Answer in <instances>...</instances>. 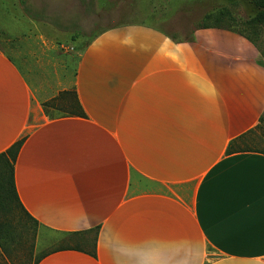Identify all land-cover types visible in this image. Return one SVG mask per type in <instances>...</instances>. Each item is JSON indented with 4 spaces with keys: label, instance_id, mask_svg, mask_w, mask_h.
<instances>
[{
    "label": "crops",
    "instance_id": "obj_1",
    "mask_svg": "<svg viewBox=\"0 0 264 264\" xmlns=\"http://www.w3.org/2000/svg\"><path fill=\"white\" fill-rule=\"evenodd\" d=\"M180 33L108 29L73 85L52 53L0 46V155L23 142L20 203L48 231L93 235L38 264H264V153L243 142L264 114L259 51L226 28ZM71 87L83 115L47 106Z\"/></svg>",
    "mask_w": 264,
    "mask_h": 264
},
{
    "label": "rangeland",
    "instance_id": "obj_2",
    "mask_svg": "<svg viewBox=\"0 0 264 264\" xmlns=\"http://www.w3.org/2000/svg\"><path fill=\"white\" fill-rule=\"evenodd\" d=\"M196 1L0 0V46L23 51L28 61L45 60L48 56L43 54L52 53L57 79L73 85L82 53L108 29L149 24L188 36L195 28L215 26L248 38L258 49L259 60L264 64V24L251 22L258 10L250 0H201L200 4L194 3ZM210 14L214 18L206 22L205 17ZM43 73L50 79L48 71ZM74 94L71 87L59 101V110L78 111ZM243 142L244 149L264 153V120ZM8 218L17 232L14 241H5L10 258L0 246V264H7V258L13 264H36L45 255L61 248L93 247V235L76 237L48 231L19 207L12 208Z\"/></svg>",
    "mask_w": 264,
    "mask_h": 264
},
{
    "label": "trees",
    "instance_id": "obj_3",
    "mask_svg": "<svg viewBox=\"0 0 264 264\" xmlns=\"http://www.w3.org/2000/svg\"><path fill=\"white\" fill-rule=\"evenodd\" d=\"M250 1L258 10L256 17L251 22L255 25L264 24V0H250ZM211 18L213 19L214 16H212L211 14L207 15L205 17L206 22L207 20H210ZM204 27L209 28L212 26H202L200 28H204ZM216 28H219V27H216ZM64 97H65V94L62 93L61 95H59V97L54 102L48 103L47 106L54 105L56 101H60L61 99L63 100ZM74 98H75V105H76L75 108L76 110H78L76 112H79V114L83 115V110L78 102L76 94H74ZM263 120H264V114L260 119V123ZM22 144L23 142H19L15 144L14 146H12L8 151L0 155V246L2 247V250L8 255L9 258L11 254L9 252V249L5 247V241H8V242L14 241L13 239L16 236L17 231L15 227L13 226V222L9 220L8 216L12 212V208H16V207L21 208L28 215V213L24 210L22 204L20 203L19 197L16 192V187H15L14 166L16 163L18 153L22 147ZM28 217L30 216L28 215ZM30 218L35 223H37L32 217ZM88 233H75L72 236H76V237L82 236L83 237L85 234L88 235ZM68 248H71V247L61 248L58 250H64ZM74 248L80 251L83 250V248L79 246L74 247ZM9 258H7L8 260L7 264H13V261H11ZM40 260H38L36 264H38Z\"/></svg>",
    "mask_w": 264,
    "mask_h": 264
}]
</instances>
